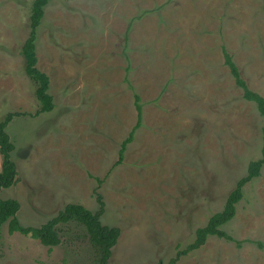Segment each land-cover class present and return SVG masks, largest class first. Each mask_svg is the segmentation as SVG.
I'll return each instance as SVG.
<instances>
[{
    "label": "rangeland",
    "instance_id": "rangeland-1",
    "mask_svg": "<svg viewBox=\"0 0 264 264\" xmlns=\"http://www.w3.org/2000/svg\"><path fill=\"white\" fill-rule=\"evenodd\" d=\"M32 1L0 0V122L14 114L5 129L17 171L0 197L19 202L20 224L39 226L68 203L96 212L100 194L101 222L120 228L107 264H167L261 155L264 118L221 46L263 94L264 0H50L36 29L53 102L41 113L21 51ZM125 76L143 119L116 164L136 122ZM57 228L48 246L4 223L0 264L94 263L83 224ZM221 228L241 244L209 236L175 264H264V166Z\"/></svg>",
    "mask_w": 264,
    "mask_h": 264
},
{
    "label": "trees",
    "instance_id": "trees-1",
    "mask_svg": "<svg viewBox=\"0 0 264 264\" xmlns=\"http://www.w3.org/2000/svg\"><path fill=\"white\" fill-rule=\"evenodd\" d=\"M49 1L50 0L32 1L29 15V32L23 41L21 50L25 61L24 70L30 79L36 83L35 94L40 103L38 110L40 113L50 111L53 108L52 96L48 93L49 78L46 73L38 69L36 55V29L44 15V7ZM221 51L223 63L227 66L234 79V83L241 89L242 97L247 101L254 102L259 114L264 118V93L260 94L250 89L241 76L239 68L234 62L231 53H229L224 45L221 46ZM124 81L128 87L133 90L136 122L127 137L121 143L116 164L121 162L127 143L133 139L134 132L141 126L143 119V106L140 96L126 76L124 77ZM13 117V113H8L5 119L0 122V189L10 187L17 179L16 166L11 159L13 143L5 129L8 122H10ZM261 138L262 145L260 157L248 163L246 174L236 181L233 189L226 196L222 209L210 215L207 222L195 230L193 241L183 248H178L175 255L168 260L167 264H175L180 256L186 255L192 250L201 247L209 236L233 240L238 246L241 244L240 241L234 240V238L223 230L221 226L235 215L236 204L243 196L244 185L260 175L261 169L264 166V125L261 127ZM97 202L99 203V209L96 212H92L82 204L68 203L57 215L39 226H32L20 224L18 221L16 213L19 209V202L16 199L0 197V230L1 226L7 222L9 233L20 232L21 234L30 235L31 237L39 239L44 245L53 246L60 242L57 225L70 220H76L84 225L89 242L95 249L93 264H107L112 253V247L116 244L120 235V228L117 226L105 225L101 222L100 217L104 210V205L100 194L97 195ZM259 246H261V244H259Z\"/></svg>",
    "mask_w": 264,
    "mask_h": 264
}]
</instances>
